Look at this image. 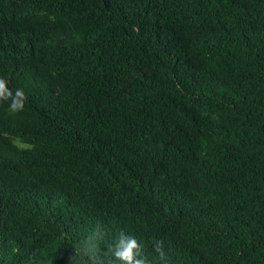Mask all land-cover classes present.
Instances as JSON below:
<instances>
[{"label":"trees","instance_id":"trees-1","mask_svg":"<svg viewBox=\"0 0 264 264\" xmlns=\"http://www.w3.org/2000/svg\"><path fill=\"white\" fill-rule=\"evenodd\" d=\"M0 77V264H264V0H0Z\"/></svg>","mask_w":264,"mask_h":264},{"label":"clouds","instance_id":"clouds-1","mask_svg":"<svg viewBox=\"0 0 264 264\" xmlns=\"http://www.w3.org/2000/svg\"><path fill=\"white\" fill-rule=\"evenodd\" d=\"M27 95L23 89L17 88L13 91L8 86V81L0 77V103L8 102V111L12 114L24 110L27 102ZM13 145L18 150H32L34 145L29 144L20 138L13 140ZM110 239L106 250L100 253L99 244L101 241ZM162 264H167L168 254L164 249L163 241H156L153 245ZM87 257L91 264H151L145 253L144 245L134 235L120 230L114 236L109 237L105 230L99 225L81 242L75 246V252L70 257L71 264H82ZM104 257H109L105 261Z\"/></svg>","mask_w":264,"mask_h":264}]
</instances>
